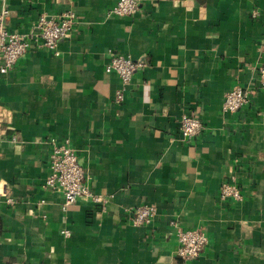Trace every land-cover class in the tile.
Returning <instances> with one entry per match:
<instances>
[{
    "label": "crops",
    "instance_id": "obj_1",
    "mask_svg": "<svg viewBox=\"0 0 264 264\" xmlns=\"http://www.w3.org/2000/svg\"><path fill=\"white\" fill-rule=\"evenodd\" d=\"M6 2L16 32L42 12L72 10L77 25L0 75V264H264V0H139L130 16L111 11L117 0ZM118 52L145 62L125 88L105 69ZM235 85L251 99L225 112ZM184 114L201 135L182 136ZM54 136L70 140L102 204L62 209L46 185ZM227 181L241 199L221 197ZM143 204L155 215L137 225ZM172 221L207 233L197 258L177 254Z\"/></svg>",
    "mask_w": 264,
    "mask_h": 264
},
{
    "label": "built area",
    "instance_id": "obj_2",
    "mask_svg": "<svg viewBox=\"0 0 264 264\" xmlns=\"http://www.w3.org/2000/svg\"><path fill=\"white\" fill-rule=\"evenodd\" d=\"M0 75L13 68L19 58L25 54L32 44L55 50L58 42L69 37L77 25V16L74 11L67 10L57 14L42 12L33 29L29 32H16L9 29L7 24L8 6L6 0H0ZM139 10V0H117L112 12L118 16H130ZM144 61L136 60L125 53H115L106 63L105 69L109 73H116L123 88L131 83L138 68L144 65ZM123 88L117 91V100L124 98ZM256 88H264V55L258 67V84ZM252 96V89L242 85L232 87L224 97L222 109L225 112H236L245 106ZM5 114L0 112V130H5ZM182 136L185 139H193L201 135L204 130L202 120L196 115L184 114L180 120ZM49 173L46 185L54 189L64 198L62 209L66 210L79 199L91 200L96 204H102L105 198L92 192L86 182V171L78 162V154L68 138L60 139L50 137ZM222 198L233 197L241 199L242 194L236 182H224L220 191ZM9 202L13 201L11 198ZM155 215V207L151 204L139 205L134 210L133 222L146 225L151 223ZM176 226L178 239L177 254L184 261L197 258L209 242V237L203 228H183ZM64 235H70V230H62Z\"/></svg>",
    "mask_w": 264,
    "mask_h": 264
}]
</instances>
